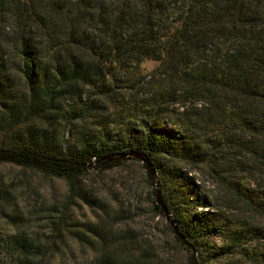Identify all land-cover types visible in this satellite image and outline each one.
Returning <instances> with one entry per match:
<instances>
[{"label": "trees", "instance_id": "1", "mask_svg": "<svg viewBox=\"0 0 264 264\" xmlns=\"http://www.w3.org/2000/svg\"><path fill=\"white\" fill-rule=\"evenodd\" d=\"M146 59L160 61L167 77L151 112L121 129L77 126L78 147L66 146L60 126L76 116L84 122L88 88L109 95L118 74H134ZM170 87L208 104L204 124L223 146L198 142L201 118L194 126L174 122L179 130L166 132L159 100ZM232 128L249 136L239 148L251 154L245 155L258 179L254 189L238 180L228 188L264 217V0H0V164L64 179L73 189L90 169L113 168L137 154L170 186L162 198L185 240L199 252L220 237L224 254L263 243L264 227L231 218L180 165L212 163L214 151L237 140ZM230 155L222 159L231 163ZM37 242L0 237V264H64V250ZM257 251L244 255L264 264V254L253 257ZM92 264L149 263L103 246Z\"/></svg>", "mask_w": 264, "mask_h": 264}, {"label": "rangeland", "instance_id": "2", "mask_svg": "<svg viewBox=\"0 0 264 264\" xmlns=\"http://www.w3.org/2000/svg\"><path fill=\"white\" fill-rule=\"evenodd\" d=\"M160 65V61L146 59L134 74H118L117 85L109 95L100 94L96 87L88 88L82 98V103L88 106L84 122L75 120L77 116L73 124L61 120L60 138L66 146L78 147L77 126L121 129L131 118L139 121L149 114V105L157 101L159 88L167 80ZM169 90V94L161 93L165 98L159 100L166 132L173 134L179 130L174 122L194 126L201 118L195 133L197 140L200 138L198 142H204L205 138L223 146L220 138L204 124L208 104L199 95L186 93L184 88L170 87ZM229 132L237 140L232 144L226 142L224 148L214 151L218 158H213L212 163L180 166L190 173L202 196L215 200L231 218L249 222L253 227H264V217L252 212L228 188L230 180H238L246 188L254 189L258 179L251 159L246 156L251 154H243L239 148L241 143L250 141L249 136L234 128ZM224 153L231 154L226 156L231 158V163L222 159ZM169 187L160 175L136 158L126 159L113 168L90 169L76 179L73 189L64 179L0 164V237L22 234L30 241H38L45 249L52 246L64 250V264H70L71 260L92 264L103 246L108 251L118 249L121 256L143 255L149 264H252L244 253L260 249L253 257L264 254V240L221 254L219 249L226 243L217 236L209 239L208 246H200L199 252L184 248L177 241L167 216L156 208L161 207L159 193L164 195ZM193 243L201 244L200 241Z\"/></svg>", "mask_w": 264, "mask_h": 264}, {"label": "water", "instance_id": "3", "mask_svg": "<svg viewBox=\"0 0 264 264\" xmlns=\"http://www.w3.org/2000/svg\"><path fill=\"white\" fill-rule=\"evenodd\" d=\"M128 156H133V157H136V158L142 160L141 157L138 156L137 154H127V155H124L123 158H126ZM142 161L147 164V166L149 167V169L151 171L155 172L154 167L149 163L148 160H142ZM159 197H161V199L159 200V203L161 205V208L163 209L164 214L167 216L168 221L170 222L171 226L173 227L176 235L185 242V244H186L187 247H191L193 249V251H195L194 246H192L187 240H185L184 236L181 234L180 230L178 229V227L176 225V222L174 221V219H173L170 211L168 210V208H167V206H166V204H165V202H164V200H163V198L161 196V193H159Z\"/></svg>", "mask_w": 264, "mask_h": 264}]
</instances>
